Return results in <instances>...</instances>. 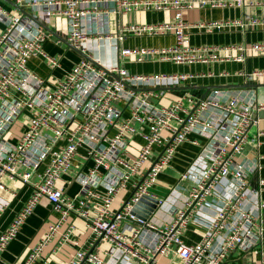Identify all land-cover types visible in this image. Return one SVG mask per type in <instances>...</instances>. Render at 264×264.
I'll return each instance as SVG.
<instances>
[{
	"label": "built area",
	"instance_id": "obj_1",
	"mask_svg": "<svg viewBox=\"0 0 264 264\" xmlns=\"http://www.w3.org/2000/svg\"><path fill=\"white\" fill-rule=\"evenodd\" d=\"M13 1L17 8L8 9L0 3V191H8L5 178L30 188V193L0 231V260L25 218L42 199L59 215L47 223L41 241L24 264H34L42 248L65 225L61 239L68 240L74 227L70 221L72 214L85 219L94 241L110 245L107 255L112 262L101 254L77 250L67 264H161L160 259L170 253L175 256L172 264H231L227 259L235 250L264 255L258 249L262 238L264 201L260 194L264 178L258 179L257 189H251L247 175L259 169V163L237 161L247 143L249 128L257 121L252 109L255 100L242 97L238 91L215 90L206 97L186 94L167 106H156L150 99L151 87L167 81H186L196 75L131 73L119 63L104 64L93 56L97 42L114 40L119 56H133L138 61L157 58L183 64L216 61L223 55L225 60L243 62L249 52L264 53V43L193 46L188 31L192 26L209 31L231 26L247 29L258 24L256 17L247 13L240 19L200 21L193 25L183 19L182 12L195 7L254 9L264 6V0ZM25 7L44 23L54 17L63 18L67 22L66 41L88 56L82 55L53 88L27 65L31 56L41 55L51 67H60L56 58L42 50L41 43L50 33L19 9ZM160 9H172L173 18L124 25L116 33L111 30L112 15ZM127 32L137 36L172 33L175 42L164 48H119L118 43ZM241 74L247 82H253L264 78V69ZM121 101L128 109L127 117L116 106ZM21 116L22 131L15 142H10L7 133ZM193 131L204 133L211 143L217 133L220 136L216 148L209 146L201 162L180 174V179L188 183L181 206L170 221L161 224L150 220L149 215L138 216L133 212L135 205L141 197H151L149 188L170 163L177 146ZM136 134L143 142L129 161L123 157L127 138ZM79 149L84 150L91 165L75 175L80 186L78 194L83 198L76 207L73 198L57 183L69 172ZM154 153L155 160L141 175ZM134 176L139 177L134 181V192L113 211L115 195ZM99 186L105 188L102 195L96 192ZM9 194L15 197L16 191L9 190ZM92 198L101 200L96 209L90 204ZM246 200L252 204L249 208L245 207ZM6 206L7 203L0 202V215ZM192 224L202 230L198 240L187 242L184 234ZM145 230L152 235L147 241L143 236ZM237 264L260 263L244 260Z\"/></svg>",
	"mask_w": 264,
	"mask_h": 264
},
{
	"label": "crops",
	"instance_id": "obj_2",
	"mask_svg": "<svg viewBox=\"0 0 264 264\" xmlns=\"http://www.w3.org/2000/svg\"><path fill=\"white\" fill-rule=\"evenodd\" d=\"M0 3L8 9L17 8L13 0H0ZM24 11L33 14L32 10L28 7H25ZM247 13L258 19L257 25H253L247 29H242L240 26H231L212 31L192 26L188 31L189 43L193 46L207 45L217 47L255 42L264 43V6L254 9L235 6L215 8L195 7L184 10L182 16L186 22L194 25L200 21L240 19ZM173 15L174 11L172 9L133 10L127 14L112 15L110 26L112 32L116 33L124 25L169 21L173 18ZM45 25L47 29L53 31V34L43 27L50 33V36L41 43L42 50L56 58L60 63V67H51L41 55L31 56L28 59L27 65L32 72L45 81L48 87L53 88L63 78L66 71L75 62L80 60L82 55L74 50L66 41L67 22L63 18L54 17L51 22L45 23ZM112 42L115 43L114 40ZM174 42L175 37L172 33L137 36L127 32L123 40L118 43V47L164 48L171 46ZM114 43L100 40L95 45L93 56L104 64L119 63L121 67L131 73L169 74L183 72L196 75L186 81H167L161 83V85L158 83L151 87L149 89L151 91L150 99L156 106H167L176 98L186 94L200 98L206 97L215 93V90L222 92L238 91L242 97L255 100L252 109L253 117L257 121L249 128L247 143L237 161L241 163L246 162L247 164H251L252 162L259 163V169L247 175L250 188L257 189L258 179L264 178V78L260 77L253 82H247L241 73L251 72L255 69H264V53L249 52L243 62L225 60L223 59V55H221L220 59L216 61L178 64L172 61H161L157 58H146L138 61L133 56L121 57L118 55ZM260 104L263 105V108H260ZM116 106L123 110V117L129 115L124 102H118ZM22 122L24 123L23 116L19 117L18 121L11 128V136L8 138L10 142L17 140L23 128ZM134 125L136 127L139 126L138 123ZM143 130L147 132V126H144ZM163 134L166 135L168 132L165 130ZM219 136L220 133H217V137ZM217 137H215V142L211 143L210 138L204 133H199L198 131L190 132L187 135V139L177 146L170 163L163 168L155 183L149 188L148 191L151 197L144 196L145 200L143 203L137 205L136 211L139 215H149L150 220L156 224L170 221L176 209L181 206L182 195L185 194L188 186L187 181L180 179V174L194 164L201 162L204 158L205 149L209 148V146L216 148L219 141ZM127 140L128 147L123 157L130 161L136 155L143 140L138 134L129 136ZM154 149L157 150L158 148L154 147ZM155 154L152 155L141 170V175L152 161L155 160ZM90 165L91 161L86 158L84 150L79 149L72 161L69 172L62 175L58 180V186L63 188L67 196L73 198L76 207L83 198L78 194L80 186L75 180V175L77 172L85 171ZM138 178V176H134L124 189L117 192L111 204L113 211L119 209L123 202L132 195L135 189L133 185L134 181ZM3 180L8 187V191H0V202L7 203L5 210L0 215V231L7 227L14 214L23 206L30 193V188L19 182H12L5 178ZM261 189L260 197L264 201V186ZM9 190L16 191L15 197L10 196ZM96 192L102 195L105 193V188L99 186L96 188ZM151 199H158L160 203L156 204V207H152L150 205L152 203ZM100 202V198H92L90 204L93 209H96ZM251 205L250 201H245V207L249 208ZM58 215L46 199L40 200L33 212L25 218L18 233L1 253L0 264H24L33 247L41 241L47 223L55 221ZM70 221L74 227L72 232L68 234V240L61 239V234L66 227L65 225L42 248L40 256L35 259L34 264H67L69 257L77 250H87L99 255L101 254L105 260L112 262V259L110 260L107 255L110 245L104 241H94V234L88 230L87 223L83 217L72 214ZM261 225L262 238L258 249L264 252V208L261 209ZM201 230L197 225H190L186 234H184V239L187 242L198 240ZM143 236L145 241L152 237L151 233L146 230L143 232ZM174 259L175 256H172V253H170L166 257H162L160 263L172 264V260ZM244 260L250 263L264 264V255L257 253V255L252 256L249 253L244 254L235 250L227 259L231 264H237ZM128 262V264H135L134 261ZM82 264L91 263L84 262Z\"/></svg>",
	"mask_w": 264,
	"mask_h": 264
},
{
	"label": "water",
	"instance_id": "obj_3",
	"mask_svg": "<svg viewBox=\"0 0 264 264\" xmlns=\"http://www.w3.org/2000/svg\"><path fill=\"white\" fill-rule=\"evenodd\" d=\"M18 7V6H17ZM21 11H23L27 16H29L31 19H33L34 21H36L39 25H41L42 27H44L45 29H47V27H46V25H45V23L43 22V20L40 18V17H38L36 14H29V13H27L26 11H24V10H22V8H19ZM49 32H52V34H53V31H51L50 29H47ZM70 45V44H69ZM74 50H76L77 52H79L81 55H83V56H86L85 54H83L81 51H79V50H77V49H75L72 45H70ZM86 57H88V56H86ZM146 197V196H145ZM150 199V198H149ZM145 200V198L144 197H141L140 199H139V201H138V203L135 205V207H134V210H133V212L134 213H136L138 216H142V217H147L148 215H139V213L136 211V207H137V205H139L140 203H143V201ZM152 203H150V205L152 206V207H156V204H157V202H158V200L157 199H151L150 200Z\"/></svg>",
	"mask_w": 264,
	"mask_h": 264
},
{
	"label": "rangeland",
	"instance_id": "obj_4",
	"mask_svg": "<svg viewBox=\"0 0 264 264\" xmlns=\"http://www.w3.org/2000/svg\"><path fill=\"white\" fill-rule=\"evenodd\" d=\"M12 127H13V125H12ZM12 127H11V128H12ZM10 133H11V129H10V130L8 131V133H7V137H8V138H10V136H11Z\"/></svg>",
	"mask_w": 264,
	"mask_h": 264
}]
</instances>
